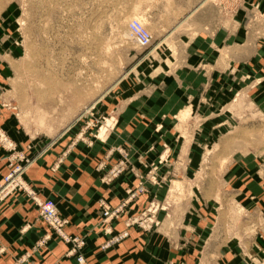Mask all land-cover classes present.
<instances>
[{"label":"rangeland","instance_id":"rangeland-1","mask_svg":"<svg viewBox=\"0 0 264 264\" xmlns=\"http://www.w3.org/2000/svg\"><path fill=\"white\" fill-rule=\"evenodd\" d=\"M164 1L0 0V147L8 152L0 209L23 192L43 222L39 204L52 201L67 228L57 202L27 182L33 159L25 153L62 139L89 148L100 141L102 180L137 179L117 206L99 200L103 223L146 198L128 228L182 226L178 235L186 238L189 223L209 222L219 236L223 223L231 237L257 232L264 220V0L246 6L240 36L236 0H210L176 30V19L195 5ZM136 17L153 36L148 49L127 34ZM223 26L230 28L223 52L189 50L190 36ZM19 166L17 184L6 186ZM47 225L69 255L84 257L85 237ZM105 234V251L130 236L128 229Z\"/></svg>","mask_w":264,"mask_h":264},{"label":"crops","instance_id":"crops-1","mask_svg":"<svg viewBox=\"0 0 264 264\" xmlns=\"http://www.w3.org/2000/svg\"><path fill=\"white\" fill-rule=\"evenodd\" d=\"M204 1L164 2L172 5L194 3L195 7L188 15L176 19L182 21L181 26L210 0ZM261 1L233 2L239 5L233 13L238 21L239 36L240 33L243 35L246 6L261 4ZM155 3V0H142L143 6ZM229 29L227 26L224 30L223 26L216 33H195V36H190L193 37V48L189 50L194 53L223 52L224 46H227L224 37H229ZM25 143L19 145L22 144L26 150L28 146ZM104 147L100 141L89 148L62 139L48 143L41 153L38 150H27L25 153L33 159L25 175L27 182L41 196L57 202L62 215L70 220L65 228L67 234L86 238L84 264H264V220L259 221L258 230L253 236L246 233L231 237L228 223L221 225L220 236L210 230L209 222L189 223L193 226H189L186 238L178 235L182 226L177 232L172 225L168 228L161 226L153 232L136 226L128 228L126 220L142 211L146 200L143 198L129 205L121 220L103 223L97 204L99 200H110L115 207L126 197V190L137 183L136 175L129 174L108 183L102 180L103 172L99 164L104 157ZM7 159L8 152L0 147V182L7 168ZM109 159L112 161L111 157ZM110 165L112 162L108 167ZM126 229L130 232L128 238L110 250L101 249L107 236L105 232L117 234ZM203 234L207 236L204 244ZM45 237L48 239L43 250H34L37 242ZM249 240L252 241L251 246ZM68 251L69 245L41 220L38 209L26 193L13 194L0 209V264H80L76 256L69 255Z\"/></svg>","mask_w":264,"mask_h":264},{"label":"built area","instance_id":"built-area-1","mask_svg":"<svg viewBox=\"0 0 264 264\" xmlns=\"http://www.w3.org/2000/svg\"><path fill=\"white\" fill-rule=\"evenodd\" d=\"M128 33L131 39L143 49H148L153 44V36L151 32L138 20H133L132 22H130L128 26ZM22 171V166H19L18 168L14 169L5 178V185H16L18 177ZM39 210L45 222L49 224L58 234L63 235L65 222L64 219L60 216V213L55 204L52 201L40 202ZM78 262L80 264H83L85 262L84 257H78Z\"/></svg>","mask_w":264,"mask_h":264},{"label":"bare ground","instance_id":"bare-ground-1","mask_svg":"<svg viewBox=\"0 0 264 264\" xmlns=\"http://www.w3.org/2000/svg\"><path fill=\"white\" fill-rule=\"evenodd\" d=\"M204 2H206V0H205ZM201 4H202V3H201ZM136 18H137V17H136ZM137 20H138V18H137ZM139 20L141 21V23L144 24V21L141 20V18H139ZM140 21H139V22H140ZM181 23H182V21L177 25V27H179ZM177 27H176V28H177ZM176 28H175V29H176ZM173 29H174V28H173ZM127 34H129V33L127 32ZM127 34H126V35H127ZM126 35H125V36H126Z\"/></svg>","mask_w":264,"mask_h":264}]
</instances>
